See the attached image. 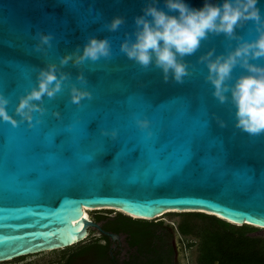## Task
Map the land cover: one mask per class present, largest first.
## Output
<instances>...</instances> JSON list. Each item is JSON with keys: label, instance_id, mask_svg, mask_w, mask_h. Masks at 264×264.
Wrapping results in <instances>:
<instances>
[{"label": "water", "instance_id": "95a60500", "mask_svg": "<svg viewBox=\"0 0 264 264\" xmlns=\"http://www.w3.org/2000/svg\"><path fill=\"white\" fill-rule=\"evenodd\" d=\"M186 2L199 7L202 0ZM143 3L0 0V95L9 101L8 115L18 121L15 126L0 121V262L81 240L94 225L84 208L120 209L116 211L139 220L169 212L210 213L229 224L264 229V135L232 127L229 105L211 96V86L203 79L206 69L196 63L209 47L219 53L235 41H226L222 34L209 36L185 56L191 69L184 82L164 83L158 69H142L118 51ZM257 7L264 16V0H258ZM113 16H122L124 23L108 32L103 24ZM251 29L249 20L234 31L247 40L255 36ZM38 31L52 34L44 53L33 49ZM88 36L107 37L112 55L86 60L78 68L69 62L62 70L77 87L81 85L75 75L82 72L87 80L82 87L91 97L72 104L62 84L52 98L42 97L45 111L33 112L28 128L13 115L17 97L35 85L39 67L56 63ZM240 71L234 68L233 75ZM54 110L58 118L51 115ZM213 114L225 127L217 126ZM140 118L149 121L151 137L135 125ZM5 129L8 142L3 139ZM113 129L115 138L101 135V130ZM57 131L65 143L49 146V137ZM149 144L152 151L145 147ZM34 145L39 151L32 150ZM134 145L140 146V155L139 150L130 152ZM183 151L191 155L182 165ZM89 153L96 158L90 161Z\"/></svg>", "mask_w": 264, "mask_h": 264}, {"label": "clouds", "instance_id": "9594fccd", "mask_svg": "<svg viewBox=\"0 0 264 264\" xmlns=\"http://www.w3.org/2000/svg\"><path fill=\"white\" fill-rule=\"evenodd\" d=\"M161 3L163 7H158ZM258 0H202L199 7L190 6L186 0H144L140 14L132 18L131 33L124 32L118 44V51L140 68L151 65L159 70L164 83L180 84L190 75L191 64L185 56H191L201 42L209 36L223 35L226 41L224 51L215 52L209 47L196 57L197 64L206 69L203 79L211 86V96L218 104L227 103L232 116V127L251 136L264 135V63H254L258 58L264 61V16L257 7ZM252 21V39H243L234 29ZM124 23L122 16H113L103 24L108 32H115ZM52 34L37 32L34 51L44 53L51 47ZM112 55L107 37L88 36L82 45L58 57L56 63H47L35 73V85L17 97L13 115L32 126V113L41 114L42 97L52 98L66 84L68 99L79 105L82 98H90V92L82 87L86 77L77 71L76 84L70 83V74L62 68L71 63L79 67L86 60L95 62ZM241 71L233 75V69ZM8 99L0 95V121L15 126L17 119L6 111ZM51 115L58 118L59 112ZM218 127H225V121L213 114ZM36 123H39L37 119ZM137 128L151 136L149 121L135 119ZM101 135L115 138L116 131L101 130ZM135 219V218H134ZM103 243V241H100Z\"/></svg>", "mask_w": 264, "mask_h": 264}, {"label": "flooded vegetation", "instance_id": "af4514ba", "mask_svg": "<svg viewBox=\"0 0 264 264\" xmlns=\"http://www.w3.org/2000/svg\"><path fill=\"white\" fill-rule=\"evenodd\" d=\"M118 213H93L91 218H87L94 225L86 228L84 238L66 247L43 251L51 253L47 257L41 254L43 252H39L0 264L192 263L190 249L193 241L187 237L189 227H173L172 224L162 222H135L124 225L117 221ZM207 241L204 238L198 243L197 264H206L203 256L204 252L210 249V245H206Z\"/></svg>", "mask_w": 264, "mask_h": 264}, {"label": "rangeland", "instance_id": "374dc122", "mask_svg": "<svg viewBox=\"0 0 264 264\" xmlns=\"http://www.w3.org/2000/svg\"><path fill=\"white\" fill-rule=\"evenodd\" d=\"M95 212H109L111 215L118 213L116 210H111V209L90 210L87 212L88 218H91V216ZM204 215L201 216L198 214H194V212H185V213L169 212V213L162 214L156 218L146 220V221L162 222L163 224H172L173 227L175 226L177 227L178 225H181V226L184 225L185 227H189L190 230H189V234L187 237L191 238V240L193 241L192 242L193 245L190 249V255L192 258L191 264H197L198 262L196 260V256L199 253L198 243L200 242V240L207 238L208 235L212 234L215 231H219L221 233L227 232V229L226 228L224 229L221 226V224L218 222L219 218H216L215 216H212L209 214H204ZM230 225H233L234 227L239 226V225H234V224H230ZM245 237L247 238L246 240L247 244L239 245L240 250L242 251L261 250L262 251L264 247V229L263 228L253 227L252 230L248 231L245 234ZM223 244L226 245L227 247H231L230 244L225 240H223ZM41 254L44 257H47L51 253L43 252Z\"/></svg>", "mask_w": 264, "mask_h": 264}, {"label": "trees", "instance_id": "16d2710c", "mask_svg": "<svg viewBox=\"0 0 264 264\" xmlns=\"http://www.w3.org/2000/svg\"><path fill=\"white\" fill-rule=\"evenodd\" d=\"M194 214L204 215L203 213L194 212ZM205 216V215H204ZM117 221L121 224L148 222L146 220H139L128 217L124 214L118 213ZM221 226L227 229V232L215 231L208 235L206 245H210V249L204 252L203 261L206 264H264V247L261 250H246L239 249V245L247 244L245 234L252 230L253 227L249 225L233 226L218 219ZM223 240L227 241L231 247L223 244ZM205 246V244H204Z\"/></svg>", "mask_w": 264, "mask_h": 264}, {"label": "snow or ice", "instance_id": "6c2138e0", "mask_svg": "<svg viewBox=\"0 0 264 264\" xmlns=\"http://www.w3.org/2000/svg\"><path fill=\"white\" fill-rule=\"evenodd\" d=\"M39 120V119H38ZM93 120V119H92ZM90 121V120H89ZM7 122V121H6ZM41 123V121L39 120V123H37V124H40ZM10 124V123H9ZM12 125V124H11ZM13 126V125H12ZM28 127V126H27ZM32 127V126H31ZM31 127H28V128H31ZM86 127V126H85ZM71 128V127H70ZM69 128V129H70ZM50 131H51V129H50ZM151 136H152V134H151ZM151 136H147V137H151ZM57 137H62V139H61V141L59 142V143H57L56 142V138ZM3 139H4V141L5 142H8V140L10 139V137H9V133H8V131H7V129H5V133H4V137H3ZM130 140L132 139V138H129ZM63 143H65V136H64V134L62 133V132H53L52 133V135L49 137V139H48V145L49 146H57V145H61V144H63ZM146 148H147V150L148 151H152V149H153V145L152 144H149V145H146L145 146ZM34 152L35 151H39V146L38 145H34L33 146V149H32ZM133 150H139V155H140V151H141V148H140V146H138V145H134V147H132V149H131V151L130 152H132ZM138 155V156H139ZM190 151H183V153H182V155H181V157H180V161H181V163H182V165L184 164V163H186L187 161H188V159H190ZM63 156H64V158H66V159H68V158H70V157H66L65 155H64V153H63ZM87 158L90 160V161H92V160H94L95 158H96V156L95 155H93V154H88V156H87ZM15 165H14V162H11L10 163V167H14ZM29 175V177H33L35 174L34 173H29L28 174ZM71 238L72 239H76V237H75V235H72L71 236Z\"/></svg>", "mask_w": 264, "mask_h": 264}, {"label": "bare ground", "instance_id": "6f19581e", "mask_svg": "<svg viewBox=\"0 0 264 264\" xmlns=\"http://www.w3.org/2000/svg\"><path fill=\"white\" fill-rule=\"evenodd\" d=\"M90 210H92V208H84L83 211H84V214H85L86 217H88V216H87V212L90 211ZM116 210L121 211L120 209H116ZM122 212H123V211H122ZM124 213H125V212H124ZM206 213H207V212H206ZM207 214H210V213H207ZM131 216H132L133 218H136V216H134V215H131Z\"/></svg>", "mask_w": 264, "mask_h": 264}]
</instances>
